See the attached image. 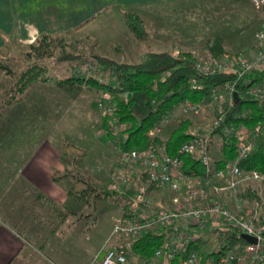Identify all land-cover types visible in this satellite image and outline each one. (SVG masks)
<instances>
[{
  "label": "built area",
  "instance_id": "1",
  "mask_svg": "<svg viewBox=\"0 0 264 264\" xmlns=\"http://www.w3.org/2000/svg\"><path fill=\"white\" fill-rule=\"evenodd\" d=\"M249 1L256 9L264 6V0ZM195 66L206 74L234 71L236 79L214 86L207 106L192 101L174 106L161 123L146 131V145L142 149L122 144L129 132L127 123L119 119L116 100L108 95L95 97L98 110L111 120L106 130H100V137L116 154L107 188L120 196L119 211L106 241H121L119 247L116 243L100 248L94 256L98 264H173L178 252L200 237L203 240L199 248L178 260V264H260L264 258L263 199L242 194L246 187L243 185L248 182H258L264 190V171L242 168L239 164L264 133V78L248 87V92L260 101L261 119L253 126L224 128L235 138L236 158L215 167L209 155L211 132L223 119L222 113L213 116L206 131L180 143L175 153L168 151L163 132L165 122L174 112L194 114L212 108L215 103L231 101L237 79L246 72L264 68V20L253 34L251 47L236 52L225 49L213 58L197 55ZM81 67L83 75L94 72L99 80L104 79L105 72L96 70L92 62H82ZM192 80L196 87L195 79ZM184 154L197 155L208 175L185 171ZM158 192L162 195L158 196ZM161 227L168 233L163 244L151 258L132 262L125 249L132 239ZM213 229L234 230L244 242L235 243L236 248L232 249ZM242 233L253 236L255 241H247Z\"/></svg>",
  "mask_w": 264,
  "mask_h": 264
},
{
  "label": "trees",
  "instance_id": "2",
  "mask_svg": "<svg viewBox=\"0 0 264 264\" xmlns=\"http://www.w3.org/2000/svg\"><path fill=\"white\" fill-rule=\"evenodd\" d=\"M261 9L264 11V6ZM124 16L135 37L137 39L145 38L147 30L142 16L129 10H124ZM11 40L14 38L9 35L6 41L9 43ZM29 45L31 52L36 57L48 56L52 54V48L56 47L58 50L56 59L58 61H78L81 64L82 61L88 60L92 62L96 70L105 72L103 80H99L94 75L85 76L82 74L79 64L80 68H74L71 76L53 79V81L57 88L64 84H71L75 87L80 84L99 91L100 96L108 95L116 100L119 119L127 123L126 129L129 132V137L122 144L124 146L135 145L139 149L146 145V131L155 124L161 123L174 106L183 101L203 102L207 98L209 99L214 86L236 79L234 71H218L211 74L198 71L195 66L197 54L192 49H178L176 54L169 50H148L141 59L122 61L100 53L84 55L70 50L63 34L43 33ZM205 48L209 56L207 58L219 56L227 49L224 34L215 32L209 36ZM11 59L12 57L9 56H0V72H4L8 77L6 87L0 91V116L7 113L11 106L19 104L21 111L17 114L27 116L32 120L31 123L35 128L39 127L42 132H45L47 126L59 117L61 110H58L57 102L52 109L47 107L45 100L48 97L45 96L43 90L38 89V92L34 94L30 90L33 88V84L51 80V77L47 75L48 67L43 60H34L15 70L10 63ZM262 78H264V68L244 73L237 79L238 99L236 101L234 99L221 101L219 105L215 103V114H223L220 124L211 132V137L218 135L222 140L221 157H211L215 167L221 166L227 160L236 158L235 138L232 132H226L224 128L230 126L235 128L241 124L253 126L261 119L260 101L248 92V87L254 81ZM192 79H195L196 87L193 86ZM137 95L146 99L147 108L145 110L138 108ZM95 97L89 101V106L99 117V128L106 130L111 120L98 110ZM201 131L193 130L189 117L176 119L168 133L164 134L168 151L175 153L180 143ZM67 148L79 155L84 152L81 145L73 142H64L60 146L63 153ZM182 158L185 171H195L204 176L208 175L205 166L197 155L184 154ZM239 164L242 168H257L264 171V133L258 136L252 149L239 160ZM56 173L58 172L55 171L53 178L58 179ZM90 193L94 194V198H102L112 194L113 191L107 187H98L92 184L87 176H79L75 178L73 184L67 187V194L70 196L66 205L67 211L82 209L83 205L89 202L88 195ZM242 194L261 197L256 189L248 185L244 187ZM39 196L45 197L42 193H39ZM118 197L120 198V196ZM213 230L216 231L220 239H226L229 243L228 247L232 246V249L236 248L235 243L244 242L234 230ZM167 235L168 233L163 227L154 232L140 233L125 248L127 257L130 260L151 258L155 250L163 244ZM202 240L203 238L200 237L183 247L178 252L173 264H178V260L179 262L182 261L192 250H197ZM117 241L119 247L121 241ZM260 264H264V258L260 260Z\"/></svg>",
  "mask_w": 264,
  "mask_h": 264
},
{
  "label": "crops",
  "instance_id": "3",
  "mask_svg": "<svg viewBox=\"0 0 264 264\" xmlns=\"http://www.w3.org/2000/svg\"><path fill=\"white\" fill-rule=\"evenodd\" d=\"M175 1L0 0V51L8 47L9 35L19 45H28L43 33L68 34L93 39L96 53L116 58L139 47L124 10L142 16L145 8ZM20 108L13 105L0 116V264H98L91 259L90 244L83 242L90 236L81 225L82 210L67 211V188L53 178L63 164L60 147L49 138L51 125L42 132L27 116L17 114ZM111 225L106 236H97L102 247ZM114 241L111 245L118 243Z\"/></svg>",
  "mask_w": 264,
  "mask_h": 264
},
{
  "label": "rangeland",
  "instance_id": "4",
  "mask_svg": "<svg viewBox=\"0 0 264 264\" xmlns=\"http://www.w3.org/2000/svg\"><path fill=\"white\" fill-rule=\"evenodd\" d=\"M143 11L142 16H144L147 35L143 39H137L139 47H135L134 52H132L133 47H131L125 55L117 54L116 59L136 61L141 59L143 54L140 58L137 55L147 49H166L173 53H176L178 49H192L197 55L206 59L209 57L205 48L206 40L215 32L224 34L227 49L242 50L252 46L253 34L264 20V11L253 7L249 0H177L171 4L145 8ZM132 35L135 36L133 33ZM64 37L68 48L75 52L93 55L98 50L93 39L78 40L73 38V35L68 34H65ZM247 43L249 44L246 45ZM7 46L0 51V56L12 57L10 63L15 70L34 60H43L48 67L47 75L51 77V80L44 85L42 83L33 84V88L29 90L33 94L38 92V89L43 90L45 96L48 97L46 100L44 99L47 102V107L52 109L57 102V108L61 110V117L49 126L50 140L58 147L64 142H73L84 148L81 155L70 151L68 148L64 153L60 150L63 170L61 173L57 171L56 175L58 174L57 177L61 184L67 188L74 183L75 178L87 176L92 184L98 187H107L109 185V171L116 161V154L101 139L99 117L89 106V101L99 95L100 92L80 84L77 87L64 84L57 88L53 81V79L71 76L73 69L80 68L81 64L78 61H58L56 59L58 51L56 47L52 48V54L36 57L31 52L29 44L19 45L11 40ZM89 74L95 76L94 72ZM7 82V75H2L0 91L6 87ZM136 99L138 108L145 110L147 108L146 99L139 95L136 96ZM209 101L207 98L202 103L207 106ZM215 105L194 114L174 112L172 119L170 118L165 122L164 134L168 133L176 119L185 117L191 119L193 130L206 131L215 115ZM34 133L37 134V130ZM221 145L222 140L218 135L210 138V157H221ZM247 185L256 189L264 200V190L258 182L244 183L243 186ZM161 195L162 192H158V196ZM88 201L81 209H84L81 213V225L89 232L90 237L87 239L83 237V242L90 244L91 259L94 260L93 257L100 248H107L111 245V240H109L105 241L102 247L103 242H99L97 236H106L112 219L118 212L120 198L114 192L102 198H94V194L90 193ZM262 210L264 217V205Z\"/></svg>",
  "mask_w": 264,
  "mask_h": 264
},
{
  "label": "water",
  "instance_id": "5",
  "mask_svg": "<svg viewBox=\"0 0 264 264\" xmlns=\"http://www.w3.org/2000/svg\"><path fill=\"white\" fill-rule=\"evenodd\" d=\"M233 99L236 101L238 99V93L237 90H234L233 92ZM247 241H255V238L253 236H249L247 234L242 233L241 234Z\"/></svg>",
  "mask_w": 264,
  "mask_h": 264
}]
</instances>
